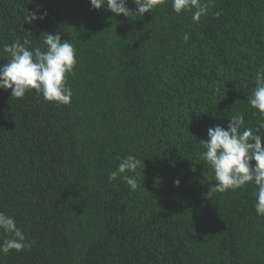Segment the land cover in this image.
<instances>
[{
	"label": "trees",
	"instance_id": "1",
	"mask_svg": "<svg viewBox=\"0 0 264 264\" xmlns=\"http://www.w3.org/2000/svg\"><path fill=\"white\" fill-rule=\"evenodd\" d=\"M203 2L194 22L171 0L129 18L89 0H0V46L59 32L77 60L68 105L0 90V211L33 242L0 264H264L255 185L203 198L215 179L199 155L236 114L258 127L264 0ZM37 8L46 18L24 24ZM129 155L135 191L108 181Z\"/></svg>",
	"mask_w": 264,
	"mask_h": 264
},
{
	"label": "clouds",
	"instance_id": "2",
	"mask_svg": "<svg viewBox=\"0 0 264 264\" xmlns=\"http://www.w3.org/2000/svg\"><path fill=\"white\" fill-rule=\"evenodd\" d=\"M136 10L127 7V0H89L93 9H107L117 16L129 18L151 12L160 0H132ZM172 9L176 13L184 10L192 11V19L198 22L207 14L208 5L203 0H171ZM47 16L41 8L27 12L24 24L43 21ZM23 39L11 43L4 42L0 46V55L6 57V64L0 63V90H11V97L23 98L34 90L48 102L68 105L71 103L72 89L67 84V76L73 72L77 63L76 50L72 41L62 40L59 32L43 33L42 43H33V35L27 32ZM41 35V36H42ZM40 36V37H41ZM185 40L189 39L185 35ZM252 108L258 110L261 117L254 131L245 126L242 114L229 118L227 128L219 125L208 129L207 141H199L204 151L200 158L205 161L214 173L215 183L208 185L202 196L212 200L216 193L240 189L248 184L256 187L255 211L264 216V69L257 74L256 87L248 100ZM254 162V163H253ZM141 161L129 155L120 160L116 170L108 175L109 183L122 178L131 191L138 187V177L126 173H135ZM178 187L179 180L174 181ZM0 231L9 238L0 242V253L7 254L11 250L22 251L31 247L24 232L18 227L15 219L0 211Z\"/></svg>",
	"mask_w": 264,
	"mask_h": 264
}]
</instances>
